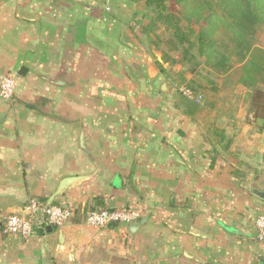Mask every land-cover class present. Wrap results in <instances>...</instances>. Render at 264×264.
<instances>
[{"label":"crops","instance_id":"crops-1","mask_svg":"<svg viewBox=\"0 0 264 264\" xmlns=\"http://www.w3.org/2000/svg\"><path fill=\"white\" fill-rule=\"evenodd\" d=\"M147 1L0 0V73L16 82L12 102L0 97V264H262L263 121L220 85L189 111L144 34ZM74 177L53 203L71 223L4 234L7 216ZM120 208L144 223L86 224Z\"/></svg>","mask_w":264,"mask_h":264},{"label":"trees","instance_id":"trees-1","mask_svg":"<svg viewBox=\"0 0 264 264\" xmlns=\"http://www.w3.org/2000/svg\"><path fill=\"white\" fill-rule=\"evenodd\" d=\"M170 1L176 10L170 8ZM147 5L150 10L143 27L147 37L161 25L173 36L169 42L172 50L182 47L186 52L197 49L200 55L221 56L213 64L220 72L226 70L232 58L245 66L241 84L251 93L250 112L255 119L263 121L260 130L264 131V90L258 87V83L264 84V51L254 52L252 44L264 25V0H148ZM183 21L187 28L182 25ZM194 25L199 26L198 30ZM219 33L227 34V41L218 37ZM162 61L167 63L169 59L162 58ZM159 66L164 71L162 65ZM187 105L189 111H196L200 106L191 101ZM208 134L212 136L214 148L222 145L229 149L231 141L226 140L223 130L211 124ZM241 175L239 171L234 172L235 177Z\"/></svg>","mask_w":264,"mask_h":264},{"label":"rangeland","instance_id":"rangeland-1","mask_svg":"<svg viewBox=\"0 0 264 264\" xmlns=\"http://www.w3.org/2000/svg\"><path fill=\"white\" fill-rule=\"evenodd\" d=\"M170 8L172 11L176 10L174 3L170 1ZM150 9L148 8V11ZM182 25L187 28V23L183 21ZM193 28L198 30L199 26L194 25ZM218 37L227 41L228 35L218 34ZM150 46H155L158 53L161 55V59L168 58L167 65L173 73V80L176 84L177 95L178 89L186 85L189 88L200 92L202 94V104H207L210 98L215 93L217 85L221 86L222 91L217 95H242L245 96V103H250L251 93L242 84L241 80L244 76L245 66L239 63L235 58H232L230 62L226 64L225 71H217L213 64L220 59L221 56L212 55H200L197 49H192L190 52H186L184 48L180 47L178 50H172V45L169 44L173 36L165 29L164 26L158 25L148 37ZM254 52L264 51V25H262L255 38L253 39ZM258 59V57H257ZM174 71H173V70ZM258 87L264 90V84L258 83ZM220 89V90H221ZM216 92H215V91ZM249 92V93H248ZM184 98V97H182Z\"/></svg>","mask_w":264,"mask_h":264},{"label":"built area","instance_id":"built-area-1","mask_svg":"<svg viewBox=\"0 0 264 264\" xmlns=\"http://www.w3.org/2000/svg\"><path fill=\"white\" fill-rule=\"evenodd\" d=\"M16 89L14 76L0 73V97L5 102H12ZM178 92L187 100L196 104L202 103V94L195 93L183 85ZM75 217V210L67 206L48 205L38 199H30L23 214H11L5 218L3 232L20 238H29L39 232H45L48 227L63 228ZM141 219V213L134 208L100 209L86 215V224L97 229L113 226H131ZM256 236L259 242H264V215L255 220Z\"/></svg>","mask_w":264,"mask_h":264},{"label":"water","instance_id":"water-1","mask_svg":"<svg viewBox=\"0 0 264 264\" xmlns=\"http://www.w3.org/2000/svg\"><path fill=\"white\" fill-rule=\"evenodd\" d=\"M4 118H6V114L1 112L0 113V122H2L4 120ZM82 178H78V177H74V178H67L65 180L62 181V183L60 184L57 192L50 198L49 202H48V205H53L54 203V200L60 196L63 192H65L66 190H68L73 184H75L76 182H78L79 180H81ZM144 221H141L139 223L140 224H143ZM139 225H132V227L130 228L131 232H135L138 228H139ZM53 228L52 227H48L46 229L47 232H52ZM238 232H240L238 229H237ZM260 262L262 264H264V258H260Z\"/></svg>","mask_w":264,"mask_h":264}]
</instances>
